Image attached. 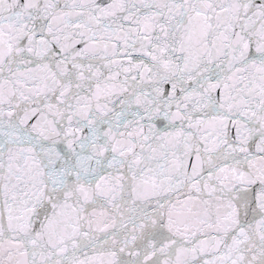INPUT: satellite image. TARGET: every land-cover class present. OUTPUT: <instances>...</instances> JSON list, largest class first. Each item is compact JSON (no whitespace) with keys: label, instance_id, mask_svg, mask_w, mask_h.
Returning <instances> with one entry per match:
<instances>
[{"label":"snow or ice","instance_id":"1","mask_svg":"<svg viewBox=\"0 0 264 264\" xmlns=\"http://www.w3.org/2000/svg\"><path fill=\"white\" fill-rule=\"evenodd\" d=\"M0 264H264V0H0Z\"/></svg>","mask_w":264,"mask_h":264}]
</instances>
